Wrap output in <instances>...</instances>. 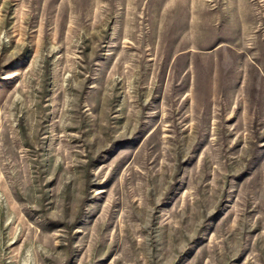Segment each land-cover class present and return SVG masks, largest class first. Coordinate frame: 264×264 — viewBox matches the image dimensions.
<instances>
[{"label": "rangeland", "instance_id": "obj_1", "mask_svg": "<svg viewBox=\"0 0 264 264\" xmlns=\"http://www.w3.org/2000/svg\"><path fill=\"white\" fill-rule=\"evenodd\" d=\"M0 264H264V0H0Z\"/></svg>", "mask_w": 264, "mask_h": 264}]
</instances>
